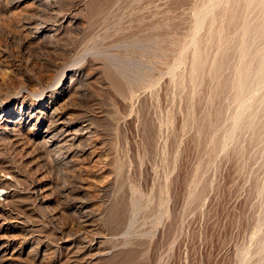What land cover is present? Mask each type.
I'll return each mask as SVG.
<instances>
[{
	"label": "rangeland",
	"instance_id": "rangeland-1",
	"mask_svg": "<svg viewBox=\"0 0 264 264\" xmlns=\"http://www.w3.org/2000/svg\"><path fill=\"white\" fill-rule=\"evenodd\" d=\"M228 1L0 0V264L261 263L264 0Z\"/></svg>",
	"mask_w": 264,
	"mask_h": 264
},
{
	"label": "bare ground",
	"instance_id": "bare-ground-1",
	"mask_svg": "<svg viewBox=\"0 0 264 264\" xmlns=\"http://www.w3.org/2000/svg\"><path fill=\"white\" fill-rule=\"evenodd\" d=\"M225 1H228V0H213V3H212V8H211V10H209V9H206V10H202L201 12H199L200 13V15L198 16V24L200 25V24H202V21H203V19L207 16V15H212V13L214 12V10L221 4V3H223L224 2V4H225ZM232 1V0H231ZM237 1V0H236ZM245 1H247V0H245ZM251 1V0H250ZM252 1H255L256 2V4L259 2H261L262 0H252ZM228 2H230V1H228ZM239 2V1H238ZM264 2V1H263ZM231 3H233V2H231ZM244 3V2H243ZM249 3V2H248ZM240 4V3H239ZM245 4V3H244ZM244 4H241V5H244ZM254 4V3H253ZM256 4H255V7H256ZM115 5V4H114ZM222 5V4H221ZM246 5V4H245ZM247 5H249V4H247ZM251 5V4H250ZM259 5V4H258ZM257 5V6H258ZM263 4H261V6H262ZM231 6H232V4H231ZM230 6V7H231ZM222 7H224V6H222ZM249 7H252V6H249ZM254 7V6H253ZM263 7V6H262ZM244 8V7H243ZM246 8V7H245ZM257 9H258V7H256ZM259 9H260V6H259ZM258 9V10H259ZM262 9V8H261ZM227 9H225V11H226ZM248 10V9H247ZM250 11V10H249ZM260 11V10H259ZM230 12V11H229ZM241 12V11H240ZM243 12H245V11H243ZM228 13V12H227ZM248 13V12H247ZM246 13V14H247ZM248 14H250V13H248ZM241 15V17H243L242 16V14H240ZM245 15V14H244ZM260 15V14H259ZM261 15H262V11H261ZM264 16V15H263ZM248 17V16H247ZM249 18V17H248ZM239 19H240V17H239ZM243 19H245V17L243 18ZM242 19V20H243ZM247 19V18H246ZM246 19L244 20V21H246ZM253 19V18H252ZM264 19V18H263ZM249 20V19H248ZM243 21V22H244ZM144 22V21H143ZM251 22V21H250ZM259 22V21H258ZM248 23V22H247ZM247 23H244L245 24V26L243 27V31H242V35L243 34H246L248 31H250V34L252 35V33H251V30H249V29H251V28H249V24H247ZM252 23V22H251ZM257 23V22H256ZM256 23L254 22V24L256 25ZM260 23V22H259ZM253 24V25H254ZM261 24H262V21H261ZM264 24V23H263ZM240 25V24H239ZM252 25V24H251ZM255 25L252 27V29H253V32H255L254 31V28H256L255 30L257 31V27H255ZM258 25V27H259V24H257ZM241 26H242V23H241ZM219 27H221V26H219ZM263 27V26H262ZM238 28H240V27H238ZM217 29V28H216ZM259 29V28H258ZM262 29V28H261ZM261 29H259L258 31L259 32H261ZM221 30H223V29H221ZM242 30V29H241ZM218 31V30H217ZM236 31V30H235ZM239 32V31H238ZM262 32H264V31H262ZM219 33V32H218ZM221 33V32H220ZM224 33V32H223ZM234 34H235V32H234ZM254 34V33H253ZM258 34V32L256 33L255 32V34L254 35H257ZM262 35H263V33H261ZM260 34V35H261ZM210 35V34H209ZM216 35V34H215ZM219 35V34H218ZM236 35H238V34H236ZM242 35H240V36H242ZM248 35V34H247ZM247 35H246V38H247ZM260 35H258V36H260ZM214 36V35H213ZM223 36V35H222ZM222 36H221V38H222ZM239 36V37H240ZM253 36V35H252ZM254 37H256V36H254ZM241 38H243V36L242 37H240L239 39H241ZM259 38V37H258ZM213 39V38H212ZM248 39V38H247ZM262 39V38H261ZM263 39H264V37H263ZM207 40L208 39H206V42H207ZM215 40V39H214ZM216 40H217V37H216ZM245 40V37H244V39H243V41ZM256 40H257V38H256ZM211 41V40H210ZM209 40H208V43L210 42ZM220 41H221V39H220ZM223 41V40H222ZM239 41V40H238ZM241 41H242V39H241ZM258 41H261L260 39L258 40ZM263 41V40H262ZM262 41L260 42V44L262 43ZM219 42V41H218ZM237 42V41H236ZM245 42V41H244ZM244 42H241L240 44L241 45H248L247 43L248 42H245V44H244ZM264 42V41H263ZM212 43V42H211ZM225 43H226V41H225ZM228 43V42H227ZM226 43V44H227ZM199 43L197 42V39H194L192 42H191V49L193 50V56L194 57H196L197 58V55H198V47H200L199 45H198ZM214 44H216V43H214ZM238 44H239V42H238ZM250 44H252L251 42H250ZM259 44V43H258ZM264 44V43H263ZM240 45V46H241ZM223 46V45H222ZM236 46V45H235ZM253 46H254V44H253ZM261 46V45H260ZM259 46V47H260ZM229 47V46H228ZM237 47V46H236ZM249 45H248V49L247 48H245V49H247V50H249ZM258 47V48H259ZM261 47H263L262 49H260V50H258L257 51V49H255V48H253V49H255V52H256V57H257V62H255V63H257L256 64V68H255V76H254V78L252 79V81L250 82V84H247L246 83V81L244 82V80L246 79V78H244V80L242 79L243 78V76H244V73H245V71L249 68V63H248V60H247V63H248V65H247V63H246V65H245V60H243L244 62V65H241L240 67H236L237 68V70H236V73L235 74H237L236 76H237V78H235V79H237V80H235V82L233 83V85L236 87H234V90L236 91V93H238V95L239 96H241L240 95V93H246L245 91H247V90H252V92H253V90H257V88L261 85V84H263L264 83V46H261ZM221 48H223V47H221ZM224 48H226V46H224ZM223 48V49H224ZM256 48H257V46H256ZM218 49H220L219 48V46H218ZM231 49V48H230ZM237 49V48H236ZM244 49V47L243 46H241L240 48H239V50L238 51H240L239 53H242L243 54V51L245 50H243ZM201 51V50H200ZM222 51V50H221ZM251 52H253V50H251ZM251 52H250V54H251ZM200 53V52H199ZM223 53V52H222ZM238 53V52H237ZM241 54V55H242ZM245 54H247V53H245ZM253 54V53H252ZM218 55H220V53H218ZM217 55V56H218ZM254 55V56H255ZM199 56V55H198ZM201 56H202V53H201ZM193 57V59H195ZM199 58V57H198ZM197 58V59H198ZM203 58H204V56H203ZM203 58H201V59H203ZM246 58V57H245ZM251 58V57H250ZM252 58H254V57H252ZM196 59V60H197ZM214 59H215V55H214ZM213 59V60H214ZM242 59H243V56H242ZM256 59V58H255ZM194 61L195 62V65L197 66V68L200 66L199 65V62H197V61ZM216 60V59H215ZM214 60V61H215ZM251 60V59H250ZM249 60V61H250ZM193 61V60H192ZM205 61V60H204ZM239 61V60H238ZM242 61V60H241ZM241 61H240V63H241ZM252 61V60H251ZM253 61H256V60H253ZM197 63H198V65H197ZM238 63V62H237ZM193 64V63H192ZM204 64V63H203ZM215 65H216V63H214ZM214 64H213V66H214ZM202 65V64H201ZM237 65V64H236ZM240 65V64H239ZM254 66L255 64H250V67L251 66ZM193 66H194V64H193ZM201 67V66H200ZM199 67V68H200ZM193 68V67H192ZM195 68V67H194ZM196 68V69H197ZM199 68H198V70H199ZM194 71L195 72V70L194 69H191V71ZM110 72V71H109ZM113 75V74H112ZM114 76V75H113ZM245 77H246V75H245ZM112 79V78H111ZM261 87V86H260ZM262 88V87H261ZM258 90H259V88H258ZM254 93H255V91H254ZM242 94V95H243ZM247 94V93H246ZM251 94V93H250ZM237 95V94H236ZM235 95V96H236ZM252 95V94H251ZM257 96H259L258 94H257ZM237 98H240V97H238V96H236ZM235 97V98H236ZM242 97V96H241ZM249 97H251V96H249ZM248 96H247V99L249 98ZM243 98V97H242ZM255 98H256V96H255ZM244 99H245V97H244ZM252 99H254V97L252 98ZM252 99L250 100V102L252 103ZM237 101V100H236ZM239 101H240V99H239ZM239 101H237V102H239ZM259 101V100H258ZM256 102V101H255ZM247 104V100H246V102H244V101H242L241 103H239V104H237L236 106L237 107H235V108H237L238 110H237V112L238 113H240V115L241 116H243L244 115V113L247 111V110H249L250 109V107L253 105V104ZM254 103V102H253ZM256 104V103H255ZM262 104V103H261ZM234 108V109H235ZM251 108H253V106L251 107ZM261 109V108H260ZM263 109V108H262ZM235 111V110H234ZM251 111V110H250ZM260 111V110H259ZM54 112V111H53ZM253 112H254V109H253ZM262 113H263V111H262ZM233 114V113H232ZM235 114H236V112H235ZM247 114V113H246ZM245 114V115H246ZM252 114V113H251ZM249 115V114H248ZM263 115V114H262ZM58 116V115H57ZM235 116V115H234ZM237 116V115H236ZM240 116V117H241ZM251 116V115H250ZM238 117V116H237ZM234 118V117H233ZM242 118V117H241ZM241 118H240V120H241ZM230 119H231V117H230ZM237 119V118H236ZM239 119V118H238ZM238 119L236 120V123H238ZM56 120V119H55ZM234 120V119H233ZM251 120V119H250ZM248 121V120H247ZM246 121V122H247ZM231 122V121H230ZM251 122V121H250ZM63 123V122H62ZM233 125H235L234 124V122H233ZM252 125V124H251ZM63 127H65V126H63ZM236 128V127H235ZM232 129V128H231ZM230 129V131H232ZM229 131V130H228ZM229 131V132H230ZM228 132V134L230 135V133ZM227 134V135H228ZM227 135H226V137H227ZM232 135V134H231ZM231 135H230V137H231ZM227 139H229V138H227ZM17 201V200H16ZM17 217V216H16ZM264 231V230H263ZM262 231V232H263ZM264 234V233H263ZM261 239V238H260ZM259 243V242H258ZM258 245V244H257ZM256 250V249H255ZM258 253V254H257ZM257 255H260V257H261V263L260 264H264V239H262L261 241H260V243H259V245H258V247H257ZM259 257V258H260ZM243 261V260H242ZM245 264V263H244Z\"/></svg>",
	"mask_w": 264,
	"mask_h": 264
}]
</instances>
